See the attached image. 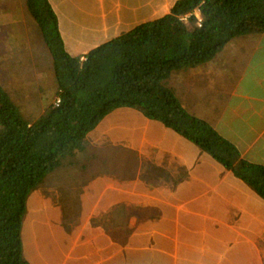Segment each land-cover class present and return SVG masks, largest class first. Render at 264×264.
I'll use <instances>...</instances> for the list:
<instances>
[{
	"label": "crops",
	"instance_id": "crops-1",
	"mask_svg": "<svg viewBox=\"0 0 264 264\" xmlns=\"http://www.w3.org/2000/svg\"><path fill=\"white\" fill-rule=\"evenodd\" d=\"M11 1L10 20L0 13L4 89L23 67L16 2L4 0ZM176 1L48 0L71 56L167 15ZM167 84L190 115L264 167V34L234 39L211 62L173 72ZM85 147L122 148L126 173L103 171L95 157L50 173L26 202L28 264H264V200L191 141L122 108L88 134ZM70 203H78L75 212Z\"/></svg>",
	"mask_w": 264,
	"mask_h": 264
},
{
	"label": "trees",
	"instance_id": "trees-1",
	"mask_svg": "<svg viewBox=\"0 0 264 264\" xmlns=\"http://www.w3.org/2000/svg\"><path fill=\"white\" fill-rule=\"evenodd\" d=\"M25 6L51 58L55 99L28 120L0 85V264H28L21 240L28 197L122 108L191 141L264 200V167L242 159L209 123L190 115L167 84L173 72L211 62L234 39L264 34V0H178L167 15L83 56L65 51L48 0Z\"/></svg>",
	"mask_w": 264,
	"mask_h": 264
},
{
	"label": "rangeland",
	"instance_id": "rangeland-1",
	"mask_svg": "<svg viewBox=\"0 0 264 264\" xmlns=\"http://www.w3.org/2000/svg\"><path fill=\"white\" fill-rule=\"evenodd\" d=\"M15 2L16 17L19 18L20 24L16 23V25H14L16 28L14 34L16 39L19 40L17 45H20L16 46V49L21 47L20 55L23 67L20 79L18 81L14 80L15 82L13 80L6 82L4 86L12 101L18 105L17 107L21 115L28 120H33L38 118L44 110L54 102L55 80L51 69V58L41 39L39 29L26 10L25 0H15ZM11 4H13L12 1L10 3H5L4 0H0V13H5V10H7L6 18H9V20L14 13L12 9H10L12 8ZM5 5H7V7H5ZM6 28V26L0 25V34H2ZM4 40H6V38L2 39V41ZM10 46H12L11 43L6 44V47ZM11 51H13V49ZM7 54H9V52H7ZM12 60L13 58H11V61ZM26 65H28V69L25 68ZM30 65H32V71H30ZM105 148L101 150L102 152L94 150L93 148L86 149V154L82 155L77 153L76 156L72 158L73 160L70 159L68 160L69 162L65 161L64 163L76 162L75 159L79 161L87 159L93 160V157H95V161L105 164L103 171L110 168L119 175H124L126 170L122 168V164L124 163L123 149L115 148L114 150H110L107 147ZM106 164L112 165L108 166ZM115 166L117 168H114ZM108 171L109 170H107V172ZM70 204L73 205L72 208L74 210L78 203Z\"/></svg>",
	"mask_w": 264,
	"mask_h": 264
},
{
	"label": "built area",
	"instance_id": "built-area-1",
	"mask_svg": "<svg viewBox=\"0 0 264 264\" xmlns=\"http://www.w3.org/2000/svg\"><path fill=\"white\" fill-rule=\"evenodd\" d=\"M197 18H198V22H200V18L197 16ZM184 20H185V18H184ZM199 24V23H198ZM57 102H58V100H57Z\"/></svg>",
	"mask_w": 264,
	"mask_h": 264
}]
</instances>
